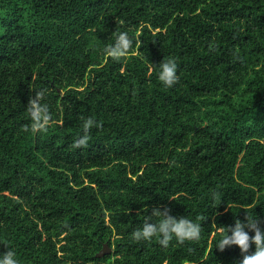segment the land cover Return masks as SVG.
I'll return each instance as SVG.
<instances>
[{"label":"trees","instance_id":"16d2710c","mask_svg":"<svg viewBox=\"0 0 264 264\" xmlns=\"http://www.w3.org/2000/svg\"><path fill=\"white\" fill-rule=\"evenodd\" d=\"M118 32L133 45L113 58ZM163 58L177 64L170 88ZM40 89L51 118L33 132ZM88 116L101 126L73 147ZM155 206L199 224V238L133 239ZM247 212L264 227V0H0V253L239 264L238 246L216 245Z\"/></svg>","mask_w":264,"mask_h":264},{"label":"clouds","instance_id":"9594fccd","mask_svg":"<svg viewBox=\"0 0 264 264\" xmlns=\"http://www.w3.org/2000/svg\"><path fill=\"white\" fill-rule=\"evenodd\" d=\"M133 40L127 32L115 34L112 43L105 46L104 51L113 58L126 55L132 47ZM157 78L165 87H172L178 81L177 64L174 59H162L157 65ZM47 90H36L35 96L30 97L27 103V112L31 119V131L44 130L48 124L51 113L49 104L45 102ZM81 134L73 140V147L85 146L88 142V133L93 127H100L99 121L93 117L81 118ZM27 131L28 128L26 127ZM250 233H252L250 235ZM135 240H150L154 236L159 237L160 244L167 246L175 237L178 241L199 238L200 225L185 216H174L170 208L166 206L147 209L143 224L132 232ZM250 244L255 245V250L248 254ZM238 246L244 255L239 264H264V227L255 215H247L244 220L236 219L234 225L224 227L216 248L223 251L227 246ZM0 264H19L13 249L7 248L0 253Z\"/></svg>","mask_w":264,"mask_h":264},{"label":"water","instance_id":"95a60500","mask_svg":"<svg viewBox=\"0 0 264 264\" xmlns=\"http://www.w3.org/2000/svg\"><path fill=\"white\" fill-rule=\"evenodd\" d=\"M111 246H109L107 243H104L103 247L100 249V251L97 252V256H102L105 253H108L111 251Z\"/></svg>","mask_w":264,"mask_h":264}]
</instances>
